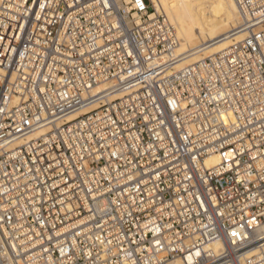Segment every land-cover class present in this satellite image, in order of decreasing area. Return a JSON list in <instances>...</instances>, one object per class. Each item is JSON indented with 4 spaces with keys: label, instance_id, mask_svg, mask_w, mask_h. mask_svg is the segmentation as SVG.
<instances>
[{
    "label": "built area",
    "instance_id": "built-area-1",
    "mask_svg": "<svg viewBox=\"0 0 264 264\" xmlns=\"http://www.w3.org/2000/svg\"><path fill=\"white\" fill-rule=\"evenodd\" d=\"M235 2L243 38L174 69L151 0H0V264H264V0Z\"/></svg>",
    "mask_w": 264,
    "mask_h": 264
},
{
    "label": "bare ground",
    "instance_id": "bare-ground-1",
    "mask_svg": "<svg viewBox=\"0 0 264 264\" xmlns=\"http://www.w3.org/2000/svg\"><path fill=\"white\" fill-rule=\"evenodd\" d=\"M156 8L162 9L175 27L179 43L172 52L170 64L174 69H180L196 63L228 48L245 35L242 19L235 0H151ZM167 54L160 53L158 62L167 61ZM105 83L95 85L92 94H100L106 89ZM121 95L111 93L110 98ZM92 106L84 108L79 113L67 117L71 120L77 114L83 113ZM48 126L32 129L25 134L15 137L7 143V148L25 144L29 140L44 134ZM207 165H215L217 157L211 155L206 160ZM170 264H182L181 258L170 261Z\"/></svg>",
    "mask_w": 264,
    "mask_h": 264
}]
</instances>
